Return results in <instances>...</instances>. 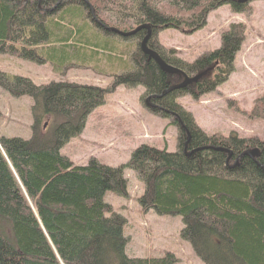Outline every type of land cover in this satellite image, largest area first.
I'll list each match as a JSON object with an SVG mask.
<instances>
[{
	"label": "trees",
	"instance_id": "1",
	"mask_svg": "<svg viewBox=\"0 0 264 264\" xmlns=\"http://www.w3.org/2000/svg\"><path fill=\"white\" fill-rule=\"evenodd\" d=\"M251 1L0 0V54L49 63L55 71L86 68L99 53L109 59L118 51L114 40L120 36L112 30L145 27L149 50L187 77L200 76L195 84L169 91L183 77L164 73L140 52L147 29L123 38L134 42L128 55L132 67L113 77L107 89L67 82L37 86L0 72V88L32 100L31 137L0 138V264H175L169 253L146 259L125 255V221L103 201L108 192L126 196L124 169L143 185L137 202L144 211L181 217L180 236L203 264H264V141L206 136L175 102L178 95L196 100L226 81L244 27L230 25L220 47L191 64L156 41L162 30L202 29L208 14L224 5L245 13ZM119 86H140L152 96L155 109L149 112L171 119L178 129L176 152L141 145L117 168L94 159L74 166L59 150ZM250 114L264 118V95ZM43 118L51 128L40 134ZM249 150H257V156Z\"/></svg>",
	"mask_w": 264,
	"mask_h": 264
},
{
	"label": "rangeland",
	"instance_id": "2",
	"mask_svg": "<svg viewBox=\"0 0 264 264\" xmlns=\"http://www.w3.org/2000/svg\"><path fill=\"white\" fill-rule=\"evenodd\" d=\"M247 7L250 10L245 13H234L224 5L210 12L206 25L191 34L172 29L156 34V41L165 52L171 51L174 58L191 64L217 50L222 34L230 25L244 27L243 40L226 81L196 100L189 95L175 98L182 110L191 116L194 126L206 136L227 138L235 134L238 138L264 141V118L250 117L254 101L264 95V0H253ZM114 42H117L118 51L109 59L107 53H99L93 62L90 60L85 65L88 69L76 65L55 71L49 63L38 65L0 54V72L26 78L37 86L67 82L107 89L113 77L127 73L132 67L128 55L134 42L122 37ZM121 50L123 56L119 55ZM146 97L140 86H119L106 94L103 104L86 116L79 135L61 147L60 155L74 166H85L94 159L99 164L117 168L125 165L141 145L176 152L177 127L172 125L171 119L150 113L144 104ZM31 107L29 97H14L0 88V138L28 140L31 137ZM50 128L49 118H43L39 133H47ZM123 178L127 185L126 196L108 192L103 201L125 221V255L146 259L169 253L174 256L175 264H203L189 242L180 236L181 217L159 216L151 209L144 211L137 202L143 193L142 183L129 169L123 170Z\"/></svg>",
	"mask_w": 264,
	"mask_h": 264
},
{
	"label": "water",
	"instance_id": "3",
	"mask_svg": "<svg viewBox=\"0 0 264 264\" xmlns=\"http://www.w3.org/2000/svg\"><path fill=\"white\" fill-rule=\"evenodd\" d=\"M248 0H239V2H247ZM141 29H147V35L144 37V39L140 42V52L146 56H148L149 58H152L159 66V68L166 74H178L181 75L183 77V81L177 85L171 86L169 89V91H173V90H182L185 87H187L189 84L191 83H196L197 80L200 78V76H196L194 78H189L187 77L181 70L174 68L172 66L167 65L166 63H164L157 54H155L154 52H152L151 50H149L146 46V43L150 37V30L148 28L145 27H138L135 30L128 32V33H122L116 30H112L114 33L118 34L120 37L122 38H128L131 37L133 35H135L138 31H140ZM152 96H147L144 100V104L145 106L148 108V110H153L155 109V105L152 104L151 101ZM246 154V153H245ZM257 150H249V155H251V157H256L257 156Z\"/></svg>",
	"mask_w": 264,
	"mask_h": 264
},
{
	"label": "flooded vegetation",
	"instance_id": "4",
	"mask_svg": "<svg viewBox=\"0 0 264 264\" xmlns=\"http://www.w3.org/2000/svg\"><path fill=\"white\" fill-rule=\"evenodd\" d=\"M193 84H195V83H193ZM189 85H191V84H189Z\"/></svg>",
	"mask_w": 264,
	"mask_h": 264
}]
</instances>
